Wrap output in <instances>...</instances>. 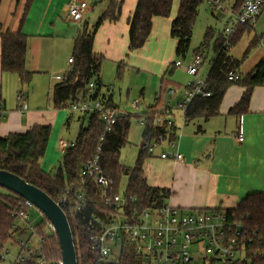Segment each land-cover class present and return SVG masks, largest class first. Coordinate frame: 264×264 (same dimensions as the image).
<instances>
[{"label": "trees", "instance_id": "1", "mask_svg": "<svg viewBox=\"0 0 264 264\" xmlns=\"http://www.w3.org/2000/svg\"><path fill=\"white\" fill-rule=\"evenodd\" d=\"M245 0H237L234 10L239 11ZM203 0H180L178 12L173 19L170 33L177 39L176 56L186 58L189 52L193 29L199 16V8ZM174 0H139L136 9L129 19V50L137 51L147 43L153 28L155 17H168L172 12ZM121 15V1L110 0L106 10L96 21L92 30L84 29L74 40L73 63L71 71L66 74L63 81H58L53 86L52 100L55 109H65L72 102L90 99L88 84L95 80L102 87L101 71L105 58L94 52V35L98 27L105 21L116 22ZM248 25L238 27L231 37L232 47L239 41ZM214 31L208 28L202 47L196 50L202 54L209 45ZM1 38V69L3 72L19 75L22 85L30 84L34 72L26 68L28 52V36L21 30L15 33L0 31ZM223 36H219L214 43L216 58L207 76L211 96L207 98L196 97L184 113L186 122L198 118L209 119L218 114L220 105L227 90L233 85L245 88L240 101L231 108L230 114L241 116L248 112L250 99L255 87L264 85V57L256 64L249 74L241 75L240 79L230 80L231 74H237L243 60L251 48L258 44L257 38L250 42L244 52L242 60L231 56L232 47L223 46ZM173 65V64H172ZM120 69V65L118 66ZM164 83L162 90H165ZM164 88V89H163ZM161 90V91H162ZM111 101V98H110ZM160 101V100H159ZM159 101L157 103H159ZM113 105V104H112ZM156 104L145 114V130L143 133L144 146L140 149L135 166L126 167L120 163V151L127 143V135L131 126L130 117H120L113 130L102 141L101 163L106 175L112 180V194L120 191L122 175L129 176L127 194L136 198L135 204L127 209L142 210L152 205H163L170 197L167 188L150 186L144 177V162L150 152L146 145L152 142L170 143L177 140V128L158 127L155 125L158 116ZM5 110V101L0 89V111ZM71 116L68 117L69 124ZM1 121V118H0ZM104 124L97 113L88 118L86 126H81L76 138V145L64 154L61 167L54 175H48L42 168V159L46 154L52 133L51 126L35 125L25 133H12L0 138V170L7 171L24 179L29 184L41 189L54 201L67 194V190L80 187L79 174L84 163L93 158L97 153L100 139L104 135ZM6 190V189H5ZM69 190V191H70ZM90 200L93 207L99 210L100 200L95 195V188H90ZM25 199L8 190L0 192V252L13 238L15 225L14 212L22 211ZM67 214L70 222L75 246L78 254V264H136L137 260L130 248L126 249L118 263L104 261L93 250L85 229L90 216L89 211L79 216H72L68 206L60 205ZM224 211L231 221L241 224V231L247 239V249L250 250L251 264H264V192L247 195L233 209H218ZM47 221V218L45 217ZM44 220V221H45ZM45 223L39 229H45ZM45 237L44 250L51 257V264H61L62 252L55 232H42ZM251 239V241H249ZM1 254V253H0ZM2 263L0 259V264Z\"/></svg>", "mask_w": 264, "mask_h": 264}, {"label": "crops", "instance_id": "2", "mask_svg": "<svg viewBox=\"0 0 264 264\" xmlns=\"http://www.w3.org/2000/svg\"><path fill=\"white\" fill-rule=\"evenodd\" d=\"M71 1L0 0V31L15 33L21 30L28 36L26 68L34 72V75L45 71L51 73L62 68L64 64L58 63L53 55L54 45H69V42L74 41L84 29L90 32L97 19L110 5V0H77L86 2L89 9L82 22H73L68 17V5ZM118 1H121L120 18L116 22L107 20L98 27L94 35V52L102 55L107 63L119 64L120 69L127 66L161 77L162 83H167V88L181 86L176 78L166 79V74L170 71L173 76L178 75V67L172 65L175 63L177 39L171 36L170 27L177 15L180 0H174L170 16L153 19L151 35L144 47L137 51L129 50V19L139 0ZM235 3L228 9L233 15L237 13L234 10ZM222 17L231 23V15ZM247 28L251 30L246 29L241 37L246 32L248 34L254 32L251 41L257 38L259 42L255 47L250 68L245 69L241 64L238 71L240 76L249 74L264 57V9L256 23ZM204 31L206 34L207 30ZM203 41L204 38L197 49L202 47ZM209 47L210 45L201 52L205 61L200 68L199 76L207 63V70L202 76H208L217 56L214 47L213 55L210 56ZM232 50L230 51L232 57L243 59L244 55L241 58L237 57ZM1 51L0 38L1 95L4 99L3 93L6 95L9 90L18 92L17 95H24L28 109L22 111L19 104L18 109L7 110L4 99L5 110L0 121V138L12 133H25L35 125L55 128L64 111L54 108L52 93L49 92L43 108H36L33 96L35 89L31 90L29 87L30 92L28 90L25 93L19 75L2 71ZM70 58L72 57H68V60ZM182 89L184 93V86ZM244 91L245 88L242 86H231L224 95L218 114L209 119L198 118L186 122L183 112L176 121L175 109L173 110L177 128L175 151L181 153L184 159L182 161L162 159L161 154L171 150L168 144L164 143L166 144L164 149L153 151L144 162V177L147 183L150 186L169 189L171 194L167 202L170 205L184 211L227 210L235 208L249 194L264 192V85L254 88L248 112L241 116L230 114L231 108L240 101ZM108 97L113 103L112 96ZM153 104L149 103L146 113L154 107ZM73 115L79 116L80 127L75 139L67 142L76 141L81 126H84L86 119L88 121L87 117L83 118L77 112L69 111L63 116V119H66L65 125L70 124L67 119L69 116L72 119ZM240 133L243 134V141H239Z\"/></svg>", "mask_w": 264, "mask_h": 264}, {"label": "built area", "instance_id": "3", "mask_svg": "<svg viewBox=\"0 0 264 264\" xmlns=\"http://www.w3.org/2000/svg\"><path fill=\"white\" fill-rule=\"evenodd\" d=\"M214 15H231V23L225 30L223 46L232 47L231 37L238 27L254 25L264 9V0H245L241 9L233 15L224 8L223 0H208ZM89 5L86 2L72 0L68 5L70 21L82 22L86 16ZM204 56L197 54L188 65L176 61L174 67L183 68L192 80L184 85V98L178 108L184 113L196 97L207 98L211 96L207 77H200L199 71L204 64ZM73 58L68 60V74L72 69ZM56 74L55 81H63L65 76ZM230 80L240 79L241 76L231 74ZM175 93L174 89H171ZM90 99L69 104L71 111L77 112L83 118L93 113L100 116L104 124V135L100 139L96 155L84 163L81 168L78 189H69L59 205L64 204L72 216L83 215L91 208L90 216L85 229L88 232L92 248L106 261L114 256V263H118L126 249L130 248L135 256L136 264H251V253L247 249V239L241 231V224L231 221L224 211L194 210L184 211L170 205L167 201L161 205H152L142 210L127 209L135 204L136 198L123 193L112 194L113 182L106 175L102 163V141L110 133L120 117L127 116L112 105L110 98L101 93V87L95 80L88 84ZM22 111L28 109L24 95H18ZM141 101H135L133 106L140 108ZM173 108L169 105L158 111L155 125L158 127H172L175 125ZM4 111H0V118ZM145 115L142 123L145 124ZM243 134H239V141H243ZM164 144V143H163ZM171 149L161 154L162 159L182 161L184 156L175 151L176 141L167 143ZM76 141L59 142L60 151L65 154L69 148L74 147ZM162 143L152 142L146 148L152 153ZM95 188V195L100 200L99 210L93 207L90 200V188ZM35 206L25 200L22 211L13 213L15 225L13 228L14 243L20 251L13 264H48L45 261L43 249L45 237L38 233L39 225L33 226L30 222L29 212ZM43 215V214H42ZM44 216V215H43ZM45 217V216H44ZM43 232H55L53 225L47 220ZM44 224V225H45ZM30 233L29 238H23ZM13 241V239H11ZM251 241V239L249 240ZM0 259L4 262L10 255L6 246L0 252ZM11 263V264H12Z\"/></svg>", "mask_w": 264, "mask_h": 264}, {"label": "rangeland", "instance_id": "4", "mask_svg": "<svg viewBox=\"0 0 264 264\" xmlns=\"http://www.w3.org/2000/svg\"><path fill=\"white\" fill-rule=\"evenodd\" d=\"M236 0H223V6L226 9H231V5L235 3ZM230 22V21H229ZM228 20L225 17H222L221 14L214 15L213 11L210 8L208 0H203L202 4L199 8V16L196 21L194 27V35L192 39V44L190 46L189 52L187 53L186 58L175 56L174 61H181L185 65H188L193 56L196 53L197 47L200 45L204 38L205 31L209 27L213 29L214 36L210 41L211 50L209 51L210 56L213 55V46L217 38L221 35H225V30L229 27ZM203 32V33H202ZM254 32L248 34V32L244 33L243 36L239 39V41L232 48V53L237 57L244 55V52L248 49L251 38ZM73 46L74 41H70L69 45L65 44H57L53 47V55L55 60L61 65L64 64L62 68L59 70H54L50 72H43L39 74H35L30 84L24 85V92H30L35 89L34 96V104L36 108L41 109L45 106V103L49 97V92L52 93L53 83L57 82L53 78L55 74L64 75L67 73L69 69L68 57H73ZM212 51V52H211ZM255 53V47L251 48L245 60H243V65L245 69L250 68V64L252 63L253 55ZM209 61V59H208ZM119 64L115 65L113 63L104 62L102 71H101V79L103 82V86L101 87V93L108 96H112L113 105L117 107L121 112L125 113L130 117L131 126L127 135V143L120 151V163L126 167H134L137 161V157L140 149L144 146V137L143 133L145 130V124L141 121L143 120L146 111L148 110L149 103L153 102L154 106L159 100L160 106L156 109L159 111L162 107L167 105L171 106L175 109V120L178 121L180 116L183 114V111L178 108V104L183 100V89L182 87L192 80V77L188 75V73L183 68H178V75H172L171 71L166 74V79H174L178 81L180 85L171 87L176 90L177 93H173L170 89L165 88L162 90V82L163 79L161 77H156L147 71H139L138 69L130 68L127 66H123L121 69L118 68ZM208 63L204 66L203 73L205 74L207 70ZM175 69V68H174ZM201 74L200 77H203ZM206 77V76H205ZM21 87V85H20ZM22 89V88H20ZM164 89V88H163ZM162 90V91H161ZM6 95L3 93L4 99L6 100L7 110L10 108L18 109L19 101L17 99V94L12 90L7 91ZM51 96V94H50ZM141 101L140 108L136 109L133 106L135 101ZM33 101V100H32ZM53 104V102H52ZM32 108V107H31ZM64 112H62V116L55 128L52 127L51 137L48 143V147L46 150V154L42 159V167L44 171L51 176H54L59 168L61 167V162L63 159V154L59 149V141L61 139L66 141H72L75 139L77 135V131L80 127V120L78 115H73L70 120L69 125H65L66 119H63L64 113H69L70 108L67 107L65 109L61 108ZM64 120V121H63ZM88 123L87 119L84 121V126ZM166 144L156 148L154 151L164 149ZM129 185V176L122 175L120 179V192L123 193ZM0 192H6V190L0 187ZM30 222L33 226L39 225L44 222L45 217L42 215L39 209L34 207L29 212ZM46 226V224H45ZM43 230L38 228V233L42 234ZM30 233H27L23 238L26 240L29 238ZM13 241L10 240L7 243V247L10 250V255L8 258L2 262L1 264H11L18 252L20 251L19 247L16 243H14L15 238L13 234ZM43 254L45 255V261L48 264H51L52 259L47 255L45 250L43 249ZM107 262H114V256H111L106 259ZM13 264V263H12Z\"/></svg>", "mask_w": 264, "mask_h": 264}, {"label": "water", "instance_id": "5", "mask_svg": "<svg viewBox=\"0 0 264 264\" xmlns=\"http://www.w3.org/2000/svg\"><path fill=\"white\" fill-rule=\"evenodd\" d=\"M0 187L30 201L53 225L62 252L61 264H78L74 234L62 207L41 189L7 171L0 170Z\"/></svg>", "mask_w": 264, "mask_h": 264}]
</instances>
